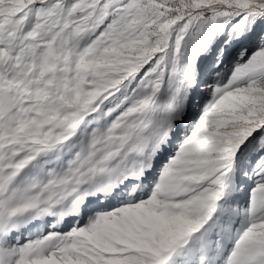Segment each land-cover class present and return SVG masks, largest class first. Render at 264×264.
<instances>
[{
    "label": "snow or ice",
    "instance_id": "1",
    "mask_svg": "<svg viewBox=\"0 0 264 264\" xmlns=\"http://www.w3.org/2000/svg\"><path fill=\"white\" fill-rule=\"evenodd\" d=\"M0 264H264V0H0Z\"/></svg>",
    "mask_w": 264,
    "mask_h": 264
}]
</instances>
